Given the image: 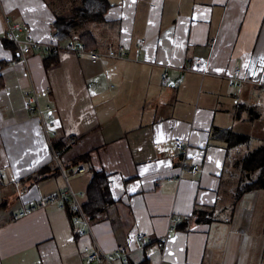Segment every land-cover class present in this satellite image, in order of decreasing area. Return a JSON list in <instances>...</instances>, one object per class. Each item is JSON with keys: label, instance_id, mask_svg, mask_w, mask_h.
Instances as JSON below:
<instances>
[{"label": "crops", "instance_id": "0c3cea01", "mask_svg": "<svg viewBox=\"0 0 264 264\" xmlns=\"http://www.w3.org/2000/svg\"><path fill=\"white\" fill-rule=\"evenodd\" d=\"M109 1L102 20L80 19L62 40L103 49L123 43L139 61L93 63L63 51L19 62L6 17L19 38L58 40L57 18H78L84 0H0V264H85L87 242L124 245L132 264H264L263 196L234 195L246 145L264 142V91L223 77L239 66L256 78L264 67V0ZM164 64L173 66L165 79ZM33 90L60 119L53 141L67 148L58 161L25 106ZM220 128L251 141L229 148L214 136ZM178 139L189 145L184 161ZM82 154L90 157L86 170L69 180L82 203L99 170L116 200L89 229L67 207L38 205L67 188L58 162L68 166ZM43 167L47 173H38ZM197 208H212L213 219L197 221ZM138 231L151 238L148 246H137Z\"/></svg>", "mask_w": 264, "mask_h": 264}, {"label": "built area", "instance_id": "2783aa9c", "mask_svg": "<svg viewBox=\"0 0 264 264\" xmlns=\"http://www.w3.org/2000/svg\"><path fill=\"white\" fill-rule=\"evenodd\" d=\"M7 21V34L6 38L13 42L19 50L18 61L22 63H27L29 55L34 52H48L59 54L63 51H70L76 54H88L93 63L116 59V60H133L139 61V52L135 55H130L127 52V46L125 44H119L118 46H111L106 49L90 47L85 42L81 40L67 39V40H52V41H42L33 35V33L28 32L23 38H19L15 32V25L9 23V18L6 17ZM164 71L162 73L163 79H165L169 74V69L173 66L169 64H164ZM184 70L191 71L192 68L183 67ZM202 75L210 74L207 70L200 71ZM223 77L228 81L231 86H243L249 84L255 86L264 91V67L256 78H251L242 74V70L239 66L235 67L231 74L223 75ZM25 106L28 110L36 112L41 121L43 130L47 136L49 144L53 150V154L58 161L60 152L56 150L53 146V136L56 134L57 129L60 126V119L55 111L54 107L51 105H42L40 102V96L37 91L33 92L27 97L25 101ZM176 148L183 154L182 161L187 155V147L189 146L182 139H178L175 142ZM59 169L63 177L67 181V188L48 195L44 200H42L38 205L47 206L49 204H58L61 207H67L71 211L73 222L82 223L84 228H90L91 223L85 216L83 210V203L80 199L79 194L72 188L69 184L71 177L85 172V163H80L76 166L64 167L60 162H58ZM199 169V164L194 163L190 171L196 172ZM2 175L0 172V181ZM180 177L177 178V180ZM35 205L25 208L19 212V215H25L27 212L32 210ZM78 234L85 233V230L79 228L77 230ZM167 237V233L164 234ZM135 240L138 247H146L151 243V238L141 231L135 233ZM81 252L84 256L85 264H132L130 260V251L124 245H118L112 250H105L95 242H87L82 244ZM174 264H180L175 262Z\"/></svg>", "mask_w": 264, "mask_h": 264}, {"label": "trees", "instance_id": "16d2710c", "mask_svg": "<svg viewBox=\"0 0 264 264\" xmlns=\"http://www.w3.org/2000/svg\"><path fill=\"white\" fill-rule=\"evenodd\" d=\"M83 8L78 10V18L58 17L54 23L55 36L62 40L73 36V33L80 19L102 20L108 7L109 0H84ZM89 46V45H88ZM2 85V84H0ZM215 138L227 143L228 147L248 144L251 137L247 134L233 131L229 128L217 129ZM56 150H63L67 146L53 142ZM89 154H82L72 160V164L67 167L76 166L83 162H88ZM242 173L247 175V179L241 178L234 190L235 200L249 191L264 189V145L246 152L240 160ZM49 167H43L38 173L46 174ZM60 170V169H59ZM37 173V174H38ZM87 200L83 202V210L90 223L97 221L106 210L115 203V199L110 190L108 173L104 170L95 171L86 189ZM71 213V211H69ZM193 217L197 221H211L213 219L212 208H197Z\"/></svg>", "mask_w": 264, "mask_h": 264}, {"label": "rangeland", "instance_id": "374dc122", "mask_svg": "<svg viewBox=\"0 0 264 264\" xmlns=\"http://www.w3.org/2000/svg\"><path fill=\"white\" fill-rule=\"evenodd\" d=\"M264 141V140H263ZM260 145H264V142L262 141H253L252 143H250L249 145H246L249 149H255L256 147L260 146ZM245 145H242V150H244L246 148ZM234 158H232V162H233ZM63 166V165H62ZM238 165L235 163L233 164L232 163V168H233V174L231 175V180H232V185H231V194L233 195V190H234V186L236 184V178H238ZM64 167H67V166H64ZM241 178H244V173H242V169H241ZM247 175H245V178L244 179H247ZM239 182V181H238ZM237 182V183H238ZM260 196H263V200H264V189H259L258 190ZM262 208L260 206V208L257 210V212L259 213L260 217H263V212H264V203L262 204Z\"/></svg>", "mask_w": 264, "mask_h": 264}, {"label": "bare ground", "instance_id": "6f19581e", "mask_svg": "<svg viewBox=\"0 0 264 264\" xmlns=\"http://www.w3.org/2000/svg\"><path fill=\"white\" fill-rule=\"evenodd\" d=\"M38 115V114H37Z\"/></svg>", "mask_w": 264, "mask_h": 264}]
</instances>
